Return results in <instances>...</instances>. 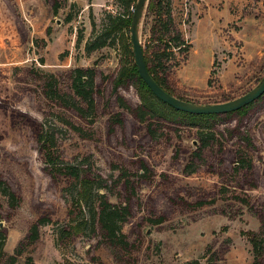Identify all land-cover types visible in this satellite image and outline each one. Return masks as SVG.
<instances>
[{
    "label": "rangeland",
    "instance_id": "1",
    "mask_svg": "<svg viewBox=\"0 0 264 264\" xmlns=\"http://www.w3.org/2000/svg\"><path fill=\"white\" fill-rule=\"evenodd\" d=\"M123 11L121 0H0V177L20 198L10 208L0 194L4 252L12 254L30 225L48 217L51 223L40 227L38 239L23 246L14 264H61L64 259L181 264L208 246L225 264H250L246 233L259 232L264 221V97L244 117L218 125L216 141L197 160L192 156L199 145L195 128L155 126L150 138L145 125L123 111V125L112 129L109 118L122 111L112 95L121 57L118 40L109 44V39L89 53L85 45L103 30L108 14ZM171 13L190 44L186 60L167 76L176 97L219 103L259 83L264 75V0H171ZM151 22L145 7L138 23L143 49L151 39ZM76 67L95 70L93 116L81 118L44 95L46 73L72 94L70 71ZM119 92L130 105L138 103L132 87ZM50 111L82 131L63 126L57 143L61 158L82 162L93 177H102L108 189L100 191L111 203L129 200L130 215L122 224L127 247L108 245L98 230L56 240L55 230L74 214L69 215V180L50 173L38 150L39 126ZM241 129L254 143L248 151L252 170L235 174ZM140 163L147 166L144 176L139 175ZM200 200L209 202L194 206ZM159 217L163 220L157 224ZM0 264H7L6 257Z\"/></svg>",
    "mask_w": 264,
    "mask_h": 264
},
{
    "label": "trees",
    "instance_id": "2",
    "mask_svg": "<svg viewBox=\"0 0 264 264\" xmlns=\"http://www.w3.org/2000/svg\"><path fill=\"white\" fill-rule=\"evenodd\" d=\"M121 1L124 11L115 15L108 14L103 30L85 45L86 52L89 53L105 46L109 39H111L109 44H113L116 38L118 40L121 57L119 68L112 81V95L117 107L122 111L112 115L109 118V124L112 129L115 125L122 126L124 120L121 114L125 111L137 122L145 125L146 133L150 138L155 136L157 131L155 126L169 124L172 129L181 127L195 128L199 145L193 151L192 156L197 160L203 150L216 141L213 133L217 131L216 127L235 116L244 117L248 110L264 97V93L257 100L241 109L220 115L183 112L162 102L139 77L134 62L129 33L137 0ZM146 11L147 14L151 15L152 22L150 25L151 39H149L147 49L142 48L145 63L153 79L164 90L174 95L167 76L181 62L186 60L190 44L184 39L181 31L173 21L171 0H148ZM171 60H173V64L168 63ZM212 73L214 71H211ZM46 76L44 95L48 100L63 108L72 109L81 118L94 115L96 103L94 98L95 70L93 68L76 67L70 71L72 94L63 92L58 87L57 77L53 73H46ZM129 86L135 90L138 98V103L135 106L130 105L119 92V89ZM45 115L46 117L40 124L36 136L38 150L42 154L43 162L50 173L61 175L69 180L68 190H70L71 194L72 207L69 215L74 214V217L67 224L55 230L56 240L69 239L86 231L95 232L98 230L108 245L120 248L127 247L129 243L125 233L122 231V224L127 221L130 215L129 200L124 204L111 203L106 194L100 191L108 189L102 177L98 175L93 177L90 169L82 162L71 163L61 158L57 143L59 134L63 131V126L78 132H82L81 127L76 126L72 121L54 111H50ZM236 136L238 137L239 145L234 151L232 169L235 174H239L241 171L250 172L252 170V159L248 151L254 148L253 140L245 129L239 130ZM140 170L142 173L139 175L144 176L147 166L144 163H140ZM124 174H126L125 169L123 170ZM126 183L129 184V181L127 180ZM0 194L6 199L10 208H15L19 205L20 198L1 177ZM243 200L247 204L248 201L246 199ZM207 202L209 201L200 200L195 202L194 206L200 207ZM162 220V217H159L155 223H161ZM49 223H51V219L48 217H40L35 220L30 225L24 240L19 243L10 255L4 252L6 236L0 231V258L6 257L7 264H14L21 254L23 246L35 242L39 237L40 227ZM246 237L252 252L250 264H264V221L261 222L259 232L249 231L246 233ZM61 264L79 263L64 259ZM97 264L103 263L98 262ZM181 264L225 263L218 252L208 246L199 257L186 260Z\"/></svg>",
    "mask_w": 264,
    "mask_h": 264
},
{
    "label": "water",
    "instance_id": "3",
    "mask_svg": "<svg viewBox=\"0 0 264 264\" xmlns=\"http://www.w3.org/2000/svg\"><path fill=\"white\" fill-rule=\"evenodd\" d=\"M148 0H137L133 11L130 25V42L134 62L137 67L139 77L144 81L152 93L162 102L171 107L193 114H226L237 111L242 107L254 102L264 93V75L259 83L243 95L234 99L213 103V104H195L186 100L177 98L176 96L164 90L149 73L142 51L141 42L138 37V23L142 16V11L146 7Z\"/></svg>",
    "mask_w": 264,
    "mask_h": 264
}]
</instances>
